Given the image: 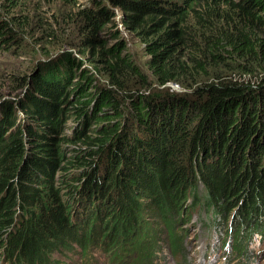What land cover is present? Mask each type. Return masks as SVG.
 Listing matches in <instances>:
<instances>
[{"label": "trees", "instance_id": "obj_1", "mask_svg": "<svg viewBox=\"0 0 264 264\" xmlns=\"http://www.w3.org/2000/svg\"><path fill=\"white\" fill-rule=\"evenodd\" d=\"M107 1L124 9L128 28L140 27L139 34L150 39L148 70L120 43L104 47L100 32L113 10L105 0H92L93 7L79 10L74 33L81 32L79 43L98 53L93 61L108 85L96 84L75 53L46 48L33 76L0 88L4 264H60L78 245L92 251L104 199L109 208L103 212L117 217L109 228L115 233L102 239L105 251L116 242L134 256L158 248L139 217L147 208L167 222L174 251L181 246L174 230L178 210L185 223L196 215L213 226L237 206L232 198L248 201L240 229L247 223L254 232L264 230V73L253 80L264 71V0ZM29 17L0 8L1 50L30 31ZM58 21L46 18L41 43L49 38L55 47L69 45L71 36L58 34L66 29ZM227 70L240 77L228 78ZM154 82L167 91L147 94L144 89L156 90ZM65 112L75 121L71 133L62 127ZM257 130L258 152L250 145ZM79 210L89 211L81 221ZM242 237L233 253L242 251Z\"/></svg>", "mask_w": 264, "mask_h": 264}, {"label": "rangeland", "instance_id": "obj_2", "mask_svg": "<svg viewBox=\"0 0 264 264\" xmlns=\"http://www.w3.org/2000/svg\"><path fill=\"white\" fill-rule=\"evenodd\" d=\"M91 1L92 0H0L2 13L6 14L8 11L13 12L16 10V13L21 17L29 14V23H31L30 31L23 38H18L4 50L0 49V88L5 89L8 82H11L17 77L24 79L28 75H32V72L37 69L36 64L38 63H35L36 58L40 56L39 59H43L45 56H43L44 53H42V51L46 48H50V52L58 50L53 54L61 50H68L75 53L80 63L84 64V72L87 70L93 72L92 77H94L96 84L106 83V77L96 70L95 65L98 61H93L95 56H98V53H95L93 48H84L82 43H79V38L82 36L81 32L79 34L74 33L80 20L78 15L79 10L88 6L93 7L94 4ZM5 3L7 4L2 10V6H4ZM105 3L112 8L113 14L111 17H108L105 29L100 32L101 38L104 43L106 42L104 47L110 49L115 44L118 45L120 43V48H123V53L128 54L141 69L148 70V60L151 58V54L149 53L147 42L150 39L147 41L143 33L139 34L140 27L131 29L125 25L122 18L124 9L112 3L110 4L107 0H105ZM14 4H18V6L12 7ZM56 17L59 20L58 22L66 27V29L62 31L58 29V34H62L65 37L68 35L71 36L68 42L69 45L55 47L54 40L46 38L44 39L45 42L41 43V39H39L42 34H45L42 33V24H45L46 18H50L56 23ZM40 18L43 19L38 21L37 19ZM59 26L60 25H57V27ZM21 41H23V45H21ZM146 73L147 72H144L143 75L152 80V77L149 76L150 72L149 75H146ZM263 73L264 71L258 72L253 80L257 81ZM226 76L230 79L237 76L240 77L239 73H232L229 70H227ZM73 83H75V81ZM149 84L151 85V83L147 85ZM73 85L74 84H72V86ZM105 85L108 84L106 83ZM152 85L156 90L149 92L148 89H144L147 94L167 91L166 89L158 88L159 86L155 84V82ZM169 86L176 91L185 90L184 87L177 84H170ZM166 88L170 90L169 87ZM23 90H25V88L21 91ZM3 92H6V90ZM70 106L71 105H66L65 107L68 109ZM62 120L63 130L71 133V126L75 123L74 118H69V114L65 112L62 114ZM63 130L59 133L60 136ZM53 134L58 135V132H54ZM253 141L255 143H253ZM253 141L250 142V145L254 151L258 152L257 143L262 141L259 139V130L253 134ZM76 195L77 194H74V198ZM85 201H87V199ZM103 201L104 202L101 203L100 200V213L97 217L100 221L101 230L97 233L95 243L92 245V251H84L80 245H78L77 252H70L66 254L67 257L59 258L60 264H149L150 261L153 262L152 264H227L224 262V255L228 256V259H232L231 264H264V230L254 232L252 229H249L252 227H248L247 223L244 225V230L240 229L243 222L241 220L242 212L248 205V201H244L243 204H240L243 200L237 203L236 199L232 198L230 201L234 206H237L229 213L227 218L213 221V226H209V223H205L206 219L201 221L200 217L196 215L192 216L189 221L185 223L187 219H180L181 210L176 211L174 230L181 233V246L176 251L172 250L170 247V241L167 237L165 228L167 222L164 223L161 220L160 215L155 212L154 208H147L149 212L141 213L139 217L145 220V226L148 227L149 235L155 236L159 246L153 253H144L140 256H134L132 253L123 252L121 242L114 243L113 249L109 251H105V248L101 247L103 243L102 239L110 240L111 237L109 236H111V231L112 234L113 232L115 233V230L113 231V226L110 230L109 228L115 223L117 218L108 217L110 211L103 212L105 208H109L108 204L105 203L106 199ZM183 207V210H185L187 214L188 206L185 205ZM78 208H76V210ZM86 208L87 205L84 204V209L86 210ZM87 213H89V211H87ZM87 213L84 215L82 212L81 214L79 210L75 213V216L78 215L79 221H81L86 218ZM253 213H255V211H253ZM248 219L251 220V222H255L254 215L249 216ZM105 221H108L109 224L106 225ZM141 224L142 222L139 223V225ZM199 225H201L200 228L198 227ZM208 229H212L209 231V239L215 236L210 243L204 239ZM239 234H243L239 246L242 251L236 254L233 253V247L237 244L236 238ZM148 239L150 240L151 238L148 237ZM223 240L228 241V243L223 245ZM247 243L248 247L246 248ZM1 257L2 252L0 250V264H4ZM143 258L147 260H142ZM246 258H250L251 262L248 263ZM5 264L9 263L7 262Z\"/></svg>", "mask_w": 264, "mask_h": 264}, {"label": "bare ground", "instance_id": "obj_3", "mask_svg": "<svg viewBox=\"0 0 264 264\" xmlns=\"http://www.w3.org/2000/svg\"><path fill=\"white\" fill-rule=\"evenodd\" d=\"M199 224V223H198ZM212 239H214V238H212Z\"/></svg>", "mask_w": 264, "mask_h": 264}]
</instances>
